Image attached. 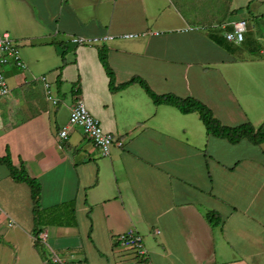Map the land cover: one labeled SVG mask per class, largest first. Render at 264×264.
I'll use <instances>...</instances> for the list:
<instances>
[{"label":"crops","instance_id":"1","mask_svg":"<svg viewBox=\"0 0 264 264\" xmlns=\"http://www.w3.org/2000/svg\"><path fill=\"white\" fill-rule=\"evenodd\" d=\"M240 1L0 0V34L25 65H0V159L40 184L37 230L47 234L37 248L30 188L0 161V264H51L50 251L66 264H264V143L207 135L197 113L156 105L137 84L110 91L98 59L105 48L114 87L137 77L158 96L201 102L222 126L257 128L264 51L251 18L233 16L249 11ZM239 21L243 38L230 42ZM75 37L110 39L76 46ZM78 99L122 143L109 156L78 127L61 138ZM128 233L144 260L116 242Z\"/></svg>","mask_w":264,"mask_h":264},{"label":"built area","instance_id":"2","mask_svg":"<svg viewBox=\"0 0 264 264\" xmlns=\"http://www.w3.org/2000/svg\"><path fill=\"white\" fill-rule=\"evenodd\" d=\"M246 30L245 21H239L233 24L232 33L225 35V38L230 42L239 43L243 38V33ZM124 38H133L135 35H125ZM110 38L101 37V38H86V37H75L71 38L69 42L76 46H89L103 43ZM13 65L17 69H24L25 65L23 64L20 54L19 46L15 43L10 35L7 32L0 34V65ZM42 78L44 82V88L46 93V99L50 101L53 105L57 104V100L53 96V92L50 84ZM8 93V85L3 74L0 73V95H6ZM68 127L64 128L60 132L61 138H66L67 131L69 127H78L82 134L88 138L93 146L99 151L100 156L107 157L110 154L111 148L115 145L120 147L121 142H118L113 138L109 133H105L98 120L93 118L91 114L86 109L82 100L78 99L74 106L72 107L69 118H68ZM47 234L45 232H40L36 237V241L40 244H46ZM116 242L120 247L131 249L135 252L136 256L144 260L145 251L141 239L136 237L133 233L119 235L116 239ZM48 261L51 264H66L58 255L53 251L49 252ZM140 264H149L145 261H140Z\"/></svg>","mask_w":264,"mask_h":264},{"label":"trees","instance_id":"3","mask_svg":"<svg viewBox=\"0 0 264 264\" xmlns=\"http://www.w3.org/2000/svg\"><path fill=\"white\" fill-rule=\"evenodd\" d=\"M62 66L59 68L61 71L65 65L64 55L62 53ZM98 59L108 77V89L110 91L121 90L130 85L137 84L139 85L149 96L152 102L156 105H168L176 108L181 114H190L197 113L200 121L205 127L206 134L211 135L218 138L226 139L231 144H237L242 139H247L253 145H260L264 143V122L259 125L257 128L252 126L250 123H245L236 127H225L220 124V122L213 116L210 109H208L201 102L193 99V98H178L173 95H163L158 96L154 94L148 85L140 78L133 77L129 81L121 84L118 87H114V77L113 72L108 66L107 63V50L105 48H101L98 51ZM2 163H4L10 173V177L13 181L18 183H24L28 185L31 192V199L33 202V215H34V235L35 238L38 236L39 231L37 230V214L40 210V184L30 178L27 173L24 171L22 167L16 169L12 166L9 158L0 159ZM214 214H208L207 220L211 225H217L218 220L213 219ZM35 246L39 248V244L35 241Z\"/></svg>","mask_w":264,"mask_h":264},{"label":"rangeland","instance_id":"4","mask_svg":"<svg viewBox=\"0 0 264 264\" xmlns=\"http://www.w3.org/2000/svg\"><path fill=\"white\" fill-rule=\"evenodd\" d=\"M220 1V0H219ZM243 1V0H242ZM232 3V0H228V6L230 8V5ZM238 4V7L242 5V2L240 0H238L237 2ZM242 7V6H241ZM248 10H246V8L244 7L243 5V8L241 9H237L233 16L234 15H237L236 16V19H240L241 17H245V18H251L249 23H250V30L254 36V41H255V44L258 43V47H261L262 49H259V50H263L264 51V21H261L260 19H257L258 17V14L261 15V13H257L258 11L264 13V0H251V3L248 4ZM223 11V10H222ZM252 11V12H251ZM244 14V16L242 14ZM225 14V12H222L221 15ZM255 16V17H251V16ZM259 15V16H260ZM260 18V17H259ZM256 19L258 20L256 22ZM259 25V28L258 26ZM260 30V31H259ZM258 31H259V35L257 36L258 34ZM261 35V36H260ZM261 39V40H260ZM89 46H93V45H89ZM258 50V51H259ZM254 55V54H253ZM257 56L260 57V55H258V52L256 54ZM101 64V63H100ZM102 66V65H101ZM264 67V65H263ZM103 68V67H102ZM38 80H40V78L38 77Z\"/></svg>","mask_w":264,"mask_h":264}]
</instances>
